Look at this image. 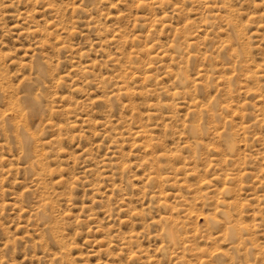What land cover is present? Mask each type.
<instances>
[{
    "label": "rangeland",
    "instance_id": "374dc122",
    "mask_svg": "<svg viewBox=\"0 0 264 264\" xmlns=\"http://www.w3.org/2000/svg\"><path fill=\"white\" fill-rule=\"evenodd\" d=\"M0 264H264V0H0Z\"/></svg>",
    "mask_w": 264,
    "mask_h": 264
}]
</instances>
